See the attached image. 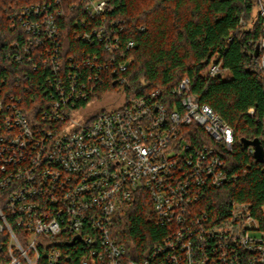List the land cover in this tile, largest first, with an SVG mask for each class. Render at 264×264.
I'll use <instances>...</instances> for the list:
<instances>
[{"label":"built area","instance_id":"1","mask_svg":"<svg viewBox=\"0 0 264 264\" xmlns=\"http://www.w3.org/2000/svg\"><path fill=\"white\" fill-rule=\"evenodd\" d=\"M255 1L264 74V0ZM59 4L8 16L18 31L3 55L16 67L0 66V264H264L251 205L232 202L217 221L202 207L238 178L223 157L234 145L229 124L197 102L187 77L169 92L126 93L134 42L122 40L110 0H83L72 34L86 49L63 57ZM209 65L208 77L221 74ZM110 81L121 88L104 94L115 109H91ZM190 125L214 144L189 141ZM144 195L165 236L136 262L112 232Z\"/></svg>","mask_w":264,"mask_h":264},{"label":"trees","instance_id":"2","mask_svg":"<svg viewBox=\"0 0 264 264\" xmlns=\"http://www.w3.org/2000/svg\"><path fill=\"white\" fill-rule=\"evenodd\" d=\"M56 0H0V66L16 67L3 59L16 39L8 16L32 4ZM123 25V41L134 42L124 73L126 93L139 96L161 89L169 92L183 77L191 94L232 128L234 145L224 159L237 180L211 191L202 202L209 218L225 217L232 202L251 205L252 215L264 228V163L253 159L242 139H258L264 148V74L257 61L261 20L255 0H110ZM75 4L74 10L70 5ZM58 18L63 57L86 49L73 37L74 23L83 15V0H60ZM143 27L141 31L140 28ZM221 65V74L208 77L210 63ZM112 81L101 87L99 98L115 90ZM189 141L213 145L199 126L183 128ZM112 235L126 255L140 261L165 236L155 223L147 196L136 199L116 216Z\"/></svg>","mask_w":264,"mask_h":264},{"label":"rangeland","instance_id":"3","mask_svg":"<svg viewBox=\"0 0 264 264\" xmlns=\"http://www.w3.org/2000/svg\"><path fill=\"white\" fill-rule=\"evenodd\" d=\"M115 92L116 93H120L121 92V88L117 87L115 89ZM112 97H114L112 94L104 95L100 100H97L95 102V105H93L91 107V109H95L97 111H101V110L112 111V110H114L116 105L114 104V98H112ZM88 108H90V106ZM262 212H264V208H262Z\"/></svg>","mask_w":264,"mask_h":264},{"label":"water","instance_id":"4","mask_svg":"<svg viewBox=\"0 0 264 264\" xmlns=\"http://www.w3.org/2000/svg\"><path fill=\"white\" fill-rule=\"evenodd\" d=\"M242 144L253 149V159L258 163H264V148H262L261 143L258 139H253L252 141L242 139Z\"/></svg>","mask_w":264,"mask_h":264}]
</instances>
